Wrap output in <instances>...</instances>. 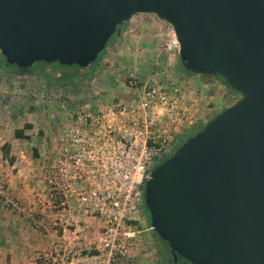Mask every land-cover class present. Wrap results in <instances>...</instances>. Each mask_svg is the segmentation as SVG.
Segmentation results:
<instances>
[{
    "label": "water",
    "instance_id": "95a60500",
    "mask_svg": "<svg viewBox=\"0 0 264 264\" xmlns=\"http://www.w3.org/2000/svg\"><path fill=\"white\" fill-rule=\"evenodd\" d=\"M139 14L173 28L185 71L238 95L149 173L150 229L174 262L264 264V0H0V53L85 68Z\"/></svg>",
    "mask_w": 264,
    "mask_h": 264
},
{
    "label": "built area",
    "instance_id": "2783aa9c",
    "mask_svg": "<svg viewBox=\"0 0 264 264\" xmlns=\"http://www.w3.org/2000/svg\"><path fill=\"white\" fill-rule=\"evenodd\" d=\"M165 36L164 54L178 53L170 25ZM145 71L118 85L128 93L124 101L107 88L95 91L92 82H84L69 88L92 95L80 92L64 102L73 107L44 167L43 181L50 195L62 199L63 209L82 220L71 218L74 228L88 226L85 219L97 224L93 248L87 242L68 251L81 264H135L127 252L132 237L127 226L144 212L149 173L176 151L177 137L190 122L177 85L156 66ZM7 195L0 179L1 208L8 205Z\"/></svg>",
    "mask_w": 264,
    "mask_h": 264
},
{
    "label": "rangeland",
    "instance_id": "374dc122",
    "mask_svg": "<svg viewBox=\"0 0 264 264\" xmlns=\"http://www.w3.org/2000/svg\"><path fill=\"white\" fill-rule=\"evenodd\" d=\"M153 18L158 20L155 16ZM158 21L161 27H154L150 37L147 32V29L150 27L148 22L145 23V29L140 31L137 30L136 24H130V21L121 27L119 35L113 34L107 42L106 52H104L97 65L98 59L90 67H87L88 73L92 71L89 73V75H92L90 80L85 79L81 82L77 81L74 84L62 87L63 85L56 82L54 77L55 74L58 76L65 75L61 65L36 62L25 73H20L14 67L7 66V70H4V72L0 71V96L6 97L5 100H7L9 105L7 110L9 116H16L20 126L24 129L30 125L29 122H33L34 120L36 129H34L32 136L37 138L42 136V144L48 145V148L50 145L51 148H55L59 133L67 122V116H65L64 112L66 109L56 106L59 103L63 104L68 100H74L81 94L80 92H83V89L74 90V88L70 89L69 87H78L84 82H92L93 86H96L95 91L107 88L111 91L112 97H117L119 100L124 101L125 98L128 99V93L126 90L118 87V85L121 86L128 81L130 75H141L146 72L145 69L156 66L158 70L166 75L169 82L177 85L180 89V95L182 91L185 95L183 101L181 99V102H183L182 105L188 110L190 122L183 129V134L178 135L180 138L177 137L178 149L186 141L187 137L200 130L208 121L235 102L238 99V95L232 93L216 78L212 79H215L226 93L224 103L222 100L217 102L209 99L217 92V89L213 90L211 94H205V92H202L201 86V89L197 90L194 87V84H203L208 77L189 74V76H194L197 81L191 83L190 86L186 84L178 75L180 70L183 71L179 63L180 60H178V53L171 55L164 54L163 48L168 25L160 20ZM136 33H138V38L136 37ZM148 38H150L151 42L147 41ZM0 65H6L1 53ZM48 78L52 79V84L48 83ZM181 86L183 89L180 88ZM82 95L84 97H87V95L91 96L92 92H83L80 96ZM41 102L45 105V107L42 106V112L46 113L44 114V118L48 122V127L43 128L44 130L39 128L41 123H37V118H32L31 116L38 109ZM41 119L44 120L43 118ZM7 127L6 122L0 121V129H7ZM36 132L41 133L37 135ZM30 143L31 141H29ZM27 144L26 140H22V145L26 146ZM79 224L83 225V223ZM127 227L132 232V237L127 242V252L135 264H171L167 254L161 255V251L168 253L169 248L150 229V218L145 210L137 222L132 225L129 224ZM97 228L92 227L91 229L88 247H94ZM41 264L49 263L42 262ZM180 264L183 263L181 262Z\"/></svg>",
    "mask_w": 264,
    "mask_h": 264
},
{
    "label": "crops",
    "instance_id": "0c3cea01",
    "mask_svg": "<svg viewBox=\"0 0 264 264\" xmlns=\"http://www.w3.org/2000/svg\"><path fill=\"white\" fill-rule=\"evenodd\" d=\"M153 17L151 14H139L132 17L129 23L136 24L140 31L145 29V23L148 22L150 27L147 32L150 37L154 27H161ZM147 41L151 42L150 38ZM179 72V77L189 86L197 81L194 76L181 70ZM200 86L205 94H211L217 89L209 99L217 102L222 100L224 103L226 93L215 79L206 78L203 84H194L196 90ZM180 96L183 101V91ZM0 97L4 100L0 103V121L8 125L7 129H0V179L8 192V205L0 207V264H81V259L73 257L68 251L86 245L92 227L97 228V224L85 219L89 225H81V230L71 225V218L79 220V217L75 212L60 208L62 199L50 195L43 181V170L45 164L53 158L54 147L50 145L48 148V145L42 144V136H32L36 129L34 120H30V125L24 129L16 116H9L6 97ZM42 106L45 107L43 102L31 116L37 118V123H41L39 128L44 130L48 122L44 118L46 113L42 112ZM60 106L66 110L73 107L69 103H59L56 107ZM22 129L26 138H15L14 132ZM22 140L28 144L22 145Z\"/></svg>",
    "mask_w": 264,
    "mask_h": 264
},
{
    "label": "trees",
    "instance_id": "16d2710c",
    "mask_svg": "<svg viewBox=\"0 0 264 264\" xmlns=\"http://www.w3.org/2000/svg\"><path fill=\"white\" fill-rule=\"evenodd\" d=\"M126 23H124V24H122V25H119V26H117V31H119L120 29H121V27H123L124 25H125ZM107 46H108V44L106 45V48H107ZM105 51V50H104ZM104 51H102L100 54H99V56H98V60H97V62H96V65H97V63L99 62V60L101 59V57H102V55L104 54ZM178 60H179V57H178ZM37 63H41V64H47V63H44V62H37ZM179 63H180V65H181V62L179 61ZM53 64H58V63H53ZM52 63L50 64V65H53ZM59 65V64H58ZM91 65V64H90ZM90 65L89 66H87V67H90ZM10 67L9 65H0V71H3L4 72V70H7L8 69V67ZM5 67H7V68H5ZM11 67H14L16 70H18V72H20V73H25V72H27L28 70H29V68L28 69H25V70H19V69H17L15 66H11ZM87 67H85V68H80V67H77V66H75V65H73V66H61V68L63 69V71L65 72V75H63V76H58L57 74H55V79H56V82H58V83H60V84H62L63 86H66V85H68V84H74V83H76L77 81L78 82H81V81H83V80H85V79H91V77H92V75H89V73H91V72H89L88 73V70H86L87 69ZM181 68H182V70L184 71V72H186V74H191V73H188L187 71H185L184 69H183V67H182V65H181ZM76 69V70H75ZM52 71V70H51ZM76 72V73H75ZM51 73V72H50ZM51 75H53V74H51ZM193 75V74H192ZM216 79H219V78H216ZM220 80V79H219ZM48 83L49 84H52V79H50V78H48ZM223 85H225L224 83H222ZM226 86V85H225ZM229 90H230V88L228 87V86H226ZM231 91V90H230ZM232 92V91H231ZM233 93V92H232ZM4 100H2V98L0 97V103H2ZM204 126H202L201 128H200V130L203 128ZM199 131V130H198ZM198 131H196L195 133H193L192 135H190L189 137H187V139L188 138H190L191 136H193V135H195ZM14 136H15V138H26L24 135H23V129L22 130H16L15 132H14ZM186 139V140H187ZM144 210H145V212H147V214H148V217H149V213H148V211H147V209L146 208H144ZM133 223H135V222H133ZM133 223H131V225L133 224ZM156 236H157V234L154 232V231H152ZM158 237V236H157ZM159 238V237H158ZM163 243H165L166 245H167V243L166 242H164L163 241ZM168 246V245H167ZM165 254H167L168 256V258H169V261H170V263L171 264H180L181 262L183 263V264H190L189 262H187L186 260H184V259H182L181 257H177V261L176 262H174L173 261V257H172V255H171V253H170V251L167 253V252H162L161 251V255L162 256H164ZM181 261V262H180ZM165 264V263H164Z\"/></svg>",
    "mask_w": 264,
    "mask_h": 264
}]
</instances>
